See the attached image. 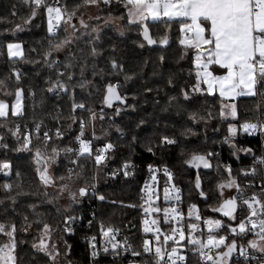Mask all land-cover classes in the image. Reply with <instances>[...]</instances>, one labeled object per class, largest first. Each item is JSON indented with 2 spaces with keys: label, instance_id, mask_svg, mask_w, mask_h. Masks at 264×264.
I'll list each match as a JSON object with an SVG mask.
<instances>
[{
  "label": "trees",
  "instance_id": "trees-1",
  "mask_svg": "<svg viewBox=\"0 0 264 264\" xmlns=\"http://www.w3.org/2000/svg\"><path fill=\"white\" fill-rule=\"evenodd\" d=\"M55 2L62 11L66 9L74 15L85 6L93 5L85 0H45L50 5ZM99 4L96 18L78 30L72 42L60 52L53 48L68 38L67 23L61 22L57 33L51 34L43 4L37 9L32 0H0V81H3L0 101L5 100L11 106L16 89L23 90L22 112L13 115L10 111L6 117H0V162L8 161L11 165L0 171V223L5 224V231L11 224L16 226L17 264H52L44 252L33 247L43 235L44 224L51 228L49 236L44 237L49 251L55 246L60 264H88L89 255L82 239L99 235L101 225L119 228L121 237L133 238L141 245L146 240L141 191L149 165L170 168L183 187L187 233L184 244L188 248L189 264H203L194 254L193 246L187 243L193 231L189 225L197 224L194 235L204 239L209 234L205 228L208 218L224 221L213 235L226 236V242L235 239L238 247L247 248L252 232L232 234L229 226L237 225L250 214L239 197L258 194L262 179V169L254 157L242 151L249 146L256 147L258 139L244 138L246 133L240 126L246 121H264V81L259 82L258 94L236 100L237 119H224L222 99L218 95L210 94L204 83L193 91L197 83L195 50L180 43L183 33L180 25L187 21H148L153 38L158 42L169 39L167 47L151 49L142 38L141 26L128 23L126 8L120 0ZM33 10L37 13L34 17ZM111 19L119 20L120 26ZM13 41L23 46L24 55L20 58L7 54V45ZM113 60L122 68L113 69ZM57 83L66 85L68 91L53 89ZM115 83L126 104L106 107V87ZM184 91L189 93L187 98ZM74 104H83L84 108H74ZM38 124L39 133L36 132ZM229 125L236 126L235 136L229 133ZM27 129H30L31 144L24 148ZM57 129L62 133L59 137ZM47 131L50 139L45 141ZM78 136L92 140L91 156L77 157ZM165 136L175 143H164ZM108 143L113 145L108 150V160L96 164L97 148ZM52 148L59 150L54 179L68 184L75 193L82 187L87 188V194L77 195V201L69 206L40 179L35 152L39 149L41 155H52ZM66 148L73 151H63ZM193 154L205 156L211 166L189 164ZM125 163L129 164V175H124ZM115 168L122 172L113 175ZM252 168L256 169L254 174L250 171ZM198 179L199 188L196 187ZM231 179L241 189L238 193L235 187L239 210L234 220L215 211L224 199L220 185ZM8 184L12 186L10 190L4 187ZM93 185L95 191L89 192V186ZM100 196L104 199H99ZM192 205L198 209L200 220L189 216ZM68 216L75 217L67 221V227L73 228L70 234L65 223ZM6 243H9L8 236L0 233V245ZM224 250L221 246L220 251ZM238 253L233 255L230 264H244V260L236 258ZM109 255V251L104 252V256ZM249 261L264 264L260 258Z\"/></svg>",
  "mask_w": 264,
  "mask_h": 264
},
{
  "label": "snow or ice",
  "instance_id": "snow-or-ice-1",
  "mask_svg": "<svg viewBox=\"0 0 264 264\" xmlns=\"http://www.w3.org/2000/svg\"><path fill=\"white\" fill-rule=\"evenodd\" d=\"M35 8H40L43 4L48 14V30L49 32H55V29L61 22L69 23L72 20L74 12H67L66 9L62 11L61 7H53L50 4H46L45 0H32ZM109 4L112 0H85L87 4L98 5L99 3ZM126 8V18L129 24H136L142 26L143 35L149 44L156 43L149 35V29L146 21L149 19L159 20L162 17H166L169 20L174 18H181L187 22L180 25V30L186 33L185 38L181 39L180 43L186 48H192L195 50V67L197 83L193 87V91H197L200 88V84L204 83L207 85V91L209 93L219 89L221 97L235 96L242 94L247 90L250 94H255V86L258 80L264 81V0H120ZM36 11L33 10L31 16L36 15ZM31 19V17L29 18ZM123 19V17H121ZM80 23L83 25L84 21ZM207 25V26H206ZM74 27V25H70ZM19 27V25H17ZM69 38L56 43L53 50L58 51L70 43ZM161 44L167 43V39H161ZM8 55L14 57H21L23 55L22 45L19 43H9L7 45ZM96 50L93 49L95 54ZM51 53H46L50 55ZM211 65H217L225 70V74L221 76L215 75L209 70ZM112 68H122V65L117 64L115 60L112 61ZM20 74L16 73V78L19 80ZM71 78V77H69ZM127 79V77H126ZM3 84V81H0ZM118 85L108 84L106 87V95L104 97V103L111 104L113 101H122L124 98L121 97L117 91ZM53 89L67 92V86L62 83L53 85ZM52 89H49L51 91ZM239 90V91H238ZM22 89H16V103L12 106V114L18 115L22 112ZM185 98L188 97L187 91L183 92ZM74 108H84L83 104L73 105ZM230 115H236L235 105H230ZM8 104L4 101H0V117H6L8 115ZM223 111L221 115H223ZM93 119L95 114H92ZM81 135H83L84 123L81 121ZM243 132L248 134H255L257 131L264 134V122H244L241 126ZM40 125H36V132L39 133ZM19 132V128H17ZM229 133L231 136L237 134V128L235 125H229ZM56 135L59 137L62 135L59 129L56 131ZM19 139V137H17ZM45 141L49 140L48 133H44ZM79 141V149L77 151V157L91 156L92 147L91 142L81 139L80 136L76 137ZM229 140L230 137H226ZM166 144L175 143L174 140L168 137L162 138ZM31 144V133L24 136V144L22 147L27 148ZM113 148L111 143L106 144L103 148L97 149L95 155V163L100 164L105 159V152ZM52 156L48 159H55L59 155V150L52 148ZM63 151L72 152L73 149L66 148ZM149 152H152L151 148H148ZM242 151L250 152L251 149H242ZM211 155V154H209ZM36 163L40 164L44 161V157L41 155L39 149L35 152ZM260 162L264 163V158H260ZM189 164H203L205 168L210 167L209 160L203 155L193 154L191 159L188 161ZM11 167L10 162H0V171L7 170ZM129 167L128 163L124 165V175H129L127 171ZM152 169V166L149 165ZM226 170L230 173V166L226 167ZM72 170L69 169V172ZM253 174L256 172L255 168L250 170ZM166 175L171 177V173L168 168H164ZM115 175V173H113ZM40 179L45 184H51L52 180L47 175V168L40 171ZM235 186L238 193L241 191L239 184L235 179L229 180L226 184H221L220 187H233ZM7 189H11V185L4 186ZM196 187L199 188V179L197 180ZM67 188V185L61 186V191ZM262 192H264V184L261 185ZM168 188L164 189V198L167 200ZM87 194V188L82 187L78 190V193H70L72 200L77 199V195L83 197ZM155 195V193H153ZM201 195L203 193L201 192ZM179 199V197H176ZM99 199L103 200L104 197L100 196ZM151 199V197H149ZM243 203L247 205L250 210V214L245 218V221H241L238 226L231 227L229 230L232 234H244L246 232H252L255 234V238L248 241V247L239 246L235 239L231 242H226V236H215L212 234L214 229L221 227L220 220L208 219L205 223L208 226L209 234L207 240H203L199 237L189 239L188 244L193 246L194 254L198 255L203 264H229V259L234 252H239V255L247 257L248 248L259 250L264 254V219H255L258 216H264V202H262L255 194L249 199L243 200ZM195 208V205L192 206ZM237 209V199L235 197L224 200L223 204L215 211L223 212L224 216L235 219L234 212ZM149 210L145 209L147 213ZM155 211H159L156 209ZM175 213V209H164L165 217L167 218L169 213ZM179 217V213H176ZM189 216H192L191 210ZM27 219V218H25ZM75 217L68 216L66 218V230L71 231L70 227H67V221L74 220ZM197 220L201 218L199 215L196 216ZM91 223V222H90ZM157 222L151 221L152 225ZM145 233H156L155 240L156 246H151V241H143V252L148 254H154V264H177L181 262L184 264L187 257L186 255L180 254L176 246H172L170 250L166 247L168 241H173V244H177L179 241L176 240L175 235H165L163 242H161L160 230L158 228L148 227V221H145ZM5 224L0 223V233H4L9 238V243L0 245V264H17L16 241H15V224L9 226V230L5 231ZM189 228L195 230L197 224H190ZM258 229V230H257ZM51 228L48 224L43 226V235L37 245L33 247L38 248L44 252L52 264H55L56 257L59 254L53 246V251H49L47 241L44 237L49 236ZM101 232L107 243L110 244L113 251L119 247V242L115 240V233L118 229L108 227L105 229L101 225ZM179 235V240H185V233L183 229H173V233ZM92 248L91 256L94 258L98 255L96 244L94 243L95 237H92ZM224 247V251L216 252L213 255V249ZM183 247V246H181ZM108 247H104L103 251L107 252ZM128 249L125 248V251ZM134 257L139 256L140 253L132 251Z\"/></svg>",
  "mask_w": 264,
  "mask_h": 264
},
{
  "label": "built area",
  "instance_id": "built-area-1",
  "mask_svg": "<svg viewBox=\"0 0 264 264\" xmlns=\"http://www.w3.org/2000/svg\"><path fill=\"white\" fill-rule=\"evenodd\" d=\"M57 2L53 3V7H57ZM61 24V23H60ZM59 24V26H60ZM59 26L55 29V32H50L51 34L57 33ZM259 80L257 82V94H258V85ZM115 85H118V83H115ZM255 122H264L263 120L259 119ZM49 131V130H48ZM47 131V133H48ZM30 133V129H27L26 134ZM244 138L251 139H258V144L256 147H247L246 149H251L249 154H251L254 157L255 162L261 167L262 169V179L258 185V194H255L262 202H264V192H262L261 185L264 184V163L260 162V158H264V134L257 131L255 134H244ZM84 140V139H83ZM92 142V140H87ZM79 146V141H78ZM105 146V144L100 145L97 149H101ZM248 152V151H246ZM96 153L94 154V157ZM109 152L108 150L105 152V159L101 163H105L106 160H108ZM166 166H153L152 169H149L148 173L146 174L143 185H142V191H141V217H142V224L145 228V221H148V227L158 228L160 230L159 234L161 237V242H163V237L165 235H175V238L177 241H179L177 244H173V241H168L166 247L168 250L171 249L172 246H176L180 252V254L186 255L187 259L184 262V264L188 263V248L186 244H184L187 240V233L185 229V213L183 209V187L180 183L177 182L175 173L168 168L169 172L171 173V177L169 178L168 175L165 174L164 168ZM122 172L120 168H115L112 170V174L115 173V175H118ZM168 188V199L165 200L164 198V189ZM96 189V186H89L88 191L94 192ZM155 193V195H153ZM251 195L247 196H240V200L249 199ZM151 197V199H149ZM176 197H179L177 199ZM145 209H148L149 211L146 213ZM156 209H159V211H155ZM164 209H175L176 212H170L168 217H165ZM176 213H179V217H177ZM249 214L246 216L248 217ZM245 217V218H246ZM257 221L259 219H264V216H258L255 217ZM155 220L157 223L155 225L151 224V221ZM245 221V219H244ZM108 227H112L114 229H118V232L115 233V240L119 242V247L117 250L113 251L111 249L110 244L107 243L106 239L103 237L102 232H100L99 235L93 234V235H87L85 236L82 241L86 244L87 252L89 255V263L88 264H154L155 257L154 254H148L143 252V243L141 245H138L136 241L133 238L128 237H121L122 231L119 228H116L114 226H107L104 227L107 229ZM72 230L67 231L69 234L73 232V228L70 227ZM183 229L185 233V240H179V235L177 233H173V229ZM258 230V229H257ZM252 239L255 238V234L252 233ZM156 233L150 232L146 233V240L151 241V246H156V240H155ZM92 237H95L94 243L96 244V248L98 250V255L96 257L91 256L92 248L90 247V244L93 242ZM251 239V240H252ZM183 246V247H181ZM108 247V251L110 252L109 257L104 256L103 248ZM125 248L128 250L125 251ZM221 248V247H220ZM220 248L213 249V255H215L216 252L220 251ZM132 251L139 252L140 255L134 257L131 253ZM244 260V264H251L249 261L250 259L256 260L258 258L262 259L264 261V254H262L259 250L251 249L248 251V256L244 257L239 255H236V258ZM177 264H181V262H177Z\"/></svg>",
  "mask_w": 264,
  "mask_h": 264
},
{
  "label": "rangeland",
  "instance_id": "rangeland-1",
  "mask_svg": "<svg viewBox=\"0 0 264 264\" xmlns=\"http://www.w3.org/2000/svg\"><path fill=\"white\" fill-rule=\"evenodd\" d=\"M99 5H100V4H98V5H88V6H85L83 9L79 10V11L77 12L76 15H74V16L72 17V20H71L70 24L67 23L68 32H69V36H68V38L70 39L71 42H72V40L74 39L75 33H76L78 30H80L81 28H83V26L86 25V24L88 23L89 20L96 18V16H97V12H98V10H99ZM81 20L84 21V24H83V25L80 23ZM110 21L113 22L115 25L120 26V21H119V20H116V21H115V20H112V19H111ZM70 25H74V27H72V26H70ZM71 42H70V43H71ZM11 43H13V44H16V43L21 44V43L18 42V41H13V42H11ZM21 45H22V44H21ZM67 46H68V45H66L65 47H63L62 49H60V52H61L62 50H64V49H66ZM21 50H22L23 55H24L23 46H22V49H21ZM7 54H8V53H7ZM23 55H22V56H23ZM22 56H21V57H22ZM10 57H12V58H20V57H14V56H10ZM3 101H4L6 104H8V106H9V108H8V113H9L10 111H12V106L16 103V97H15L14 101L12 102V105H11V106H10V104H9L7 101H5V100H3ZM10 109H11V110H10ZM93 128H94V127H93ZM42 156H43L45 159H44V161H42V162L39 164V174H40V171H42V170H44L45 168H47V175H48V176L51 178V180H52V183H51V184H48V185H46V186L49 187L50 189L55 190L56 193H58V195H59L61 201H62L65 205L69 206L72 202H76L79 196H77V199H76L75 201L72 200L70 193H75V192H73V190L71 189V187H70L68 184H61V183L57 182L56 179H54V178H55V177H54V170H55V168H56V158H55V159H48V157H51L52 155H46V154H44V155H42ZM224 184H226V183H224ZM62 185H67V188L64 189L63 191H61V186H62ZM221 191H222V196H223L224 199L232 198V197L234 196V194H235V186H233V187H231V188H229V187L221 188ZM192 206H193V205H192ZM192 206L190 207V210H191V212H192L193 217H194V216L196 217L197 215H199L198 209L196 208V206H195V208H193ZM234 216H235V215H234ZM208 219L220 220V221L222 222L221 225L224 223V221H223L222 218H208ZM208 219H207V220H208ZM230 219H231V220H234V219H232L231 217H230ZM205 221H206V220H205ZM239 223H240V222H239ZM239 223H238L237 225H231V227H236V226L239 225ZM205 228L208 230V226H207L206 223H205ZM217 229H218V228H217ZM215 230H216V229H214L213 231H215ZM194 232H195V230H193V231L191 232V235H190L191 239H192V238H196V235H194ZM207 236H208V235H207ZM207 236H206L203 240L206 241V240H207ZM242 246H244V245H242ZM55 264H60V263L56 260V261H55Z\"/></svg>",
  "mask_w": 264,
  "mask_h": 264
},
{
  "label": "crops",
  "instance_id": "crops-1",
  "mask_svg": "<svg viewBox=\"0 0 264 264\" xmlns=\"http://www.w3.org/2000/svg\"><path fill=\"white\" fill-rule=\"evenodd\" d=\"M160 19L169 20L166 17H162ZM173 20H183V19H181V18H174ZM149 21H156V20L149 19ZM185 35H186V33L183 32L182 33V39L185 38ZM209 70L212 71L217 76H221V75H224L225 74V70L222 69V68H220L217 65H211L210 68H209ZM205 86L207 88V85L206 84H205ZM254 91H255V94H250V93L247 92V90H245L240 95L221 97L220 94H219V89H216L215 91L211 92L210 94H212V95H218L222 99L221 108H222V111L224 113L223 114L224 119H227V120H235V119H237V101L236 100H238L239 98H242V97H253V96H255L257 94V85L255 86V90ZM233 104L235 105V109H236V115L235 116L230 115L231 107H229V106L230 105H233Z\"/></svg>",
  "mask_w": 264,
  "mask_h": 264
},
{
  "label": "water",
  "instance_id": "water-1",
  "mask_svg": "<svg viewBox=\"0 0 264 264\" xmlns=\"http://www.w3.org/2000/svg\"><path fill=\"white\" fill-rule=\"evenodd\" d=\"M149 21V20H148ZM148 21H146V23H147V25H148ZM141 28H142V26H141ZM148 29H149V35H150V37L153 39V40H155L156 41V43H153V44H149L148 42H147V40L145 39V37H144V35H143V30H142V38H143V40L147 43V45L149 46V48H165V47H167L168 46V44H169V39L168 38H166L167 39V43H165V44H161L160 42H158L155 38H153L152 37V33H151V30H150V28H149V26H148ZM113 85H115V84H113ZM117 91H118V93H119V95L121 96V97H123L122 95H121V93H120V90L118 89V87H117ZM105 95H106V91H105ZM105 95H104V97H105ZM124 98V97H123ZM118 104H121V105H125L126 104V99L124 98L122 101H113L111 104H106V103H104V105L106 106V107H111V106H113V105H118ZM229 199V198H228ZM224 200H227V199H222V202L220 203V206L223 204V202H224ZM219 206V207H220ZM238 210H239V202H238V200H237V209H236V211L234 212V215H236L237 214V212H238ZM219 212V211H218ZM222 216H224V214H223V212H219ZM224 217H226V216H224ZM227 218H230V217H227ZM236 252H234L233 254H232V256H231V258L229 259V264H230V261H231V259H232V257H233V255L235 254Z\"/></svg>",
  "mask_w": 264,
  "mask_h": 264
},
{
  "label": "flooded vegetation",
  "instance_id": "flooded-vegetation-1",
  "mask_svg": "<svg viewBox=\"0 0 264 264\" xmlns=\"http://www.w3.org/2000/svg\"><path fill=\"white\" fill-rule=\"evenodd\" d=\"M233 197H235V195Z\"/></svg>",
  "mask_w": 264,
  "mask_h": 264
}]
</instances>
